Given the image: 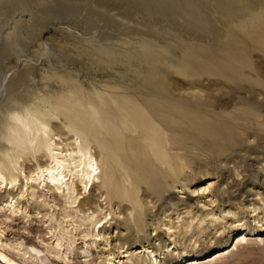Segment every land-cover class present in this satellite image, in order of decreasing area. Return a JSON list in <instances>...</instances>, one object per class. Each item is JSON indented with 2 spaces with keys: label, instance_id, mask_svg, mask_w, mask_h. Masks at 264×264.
Returning <instances> with one entry per match:
<instances>
[{
  "label": "rangeland",
  "instance_id": "obj_1",
  "mask_svg": "<svg viewBox=\"0 0 264 264\" xmlns=\"http://www.w3.org/2000/svg\"><path fill=\"white\" fill-rule=\"evenodd\" d=\"M0 2L1 116L11 107L13 97L38 101L52 93L55 97L63 96L71 88L75 93L78 91L71 98H80L85 104L92 101L99 106L103 98H129L155 124L167 151L173 157L180 156L177 160L184 164L189 180L211 172V181L220 184L216 192L220 201L236 203L250 228L264 224V0ZM229 32L228 38L222 37ZM12 35H18V45H8ZM80 100L74 104L85 111L87 106L83 108ZM41 107L45 112L50 110V106ZM54 120L58 122L55 133L60 131L64 136L65 117L59 115ZM142 134V130L141 134H129L138 142L140 151L147 150ZM93 150L102 158L101 178L106 182L110 160L101 157L96 144ZM139 163L137 155L124 153L119 160V167L121 164L125 167L118 171L121 180L125 181L123 173L130 172L132 176L141 173L142 169L136 166ZM187 183V187L180 188L182 193L173 192L176 189L168 186L172 192L159 198L143 182L138 185L139 192L134 188L140 202L135 207L126 206L116 197L111 199L104 188H95L94 201L102 203L107 213L111 212L109 217L113 216L110 228L104 231L107 238L111 237L109 240H114L112 245L106 238L98 242L99 247L93 245L96 264H105L101 247L115 250L117 239L129 234H132L129 252L139 256L134 260L140 264L144 257L137 254L140 249L137 241L142 240L146 245L169 244L171 238L164 228L172 223L179 228L170 252L163 251L161 259L166 264H187L177 259L176 249L181 253L190 251L191 257L199 259L233 243L229 248L232 250L234 236L241 229L238 222L231 219L216 228L210 220L198 223L200 215L203 217L207 210L202 211L205 206L202 210L196 208L195 202L204 204L208 197H191L196 185L192 180ZM173 185L181 186V183ZM184 201L194 203L192 213L181 210ZM255 205L258 210L253 216ZM35 206L36 203L32 205ZM138 212L140 220L134 221ZM177 212H182L180 218ZM55 213L59 219L61 211L57 209ZM197 213L200 214L196 222H192ZM5 214V211L1 213L0 222L6 229V239L20 241L26 247L31 244L41 247L38 238L47 230L40 217L26 222L23 217L13 215L6 220ZM102 217L104 214L99 219ZM99 227L97 224V231ZM218 229L220 232L216 234ZM250 233L238 250L217 257L212 255L209 263L203 260L198 264H264V231L260 235ZM83 247L86 248L80 239L70 264H87L82 261ZM3 251L18 262L33 264L6 246ZM45 262L50 264L49 260Z\"/></svg>",
  "mask_w": 264,
  "mask_h": 264
},
{
  "label": "bare ground",
  "instance_id": "obj_2",
  "mask_svg": "<svg viewBox=\"0 0 264 264\" xmlns=\"http://www.w3.org/2000/svg\"><path fill=\"white\" fill-rule=\"evenodd\" d=\"M223 35L222 37L228 38L230 32ZM17 36H10L8 45H18L19 37ZM234 37L236 38V36ZM238 39L241 40L240 37ZM230 69L231 67H229ZM234 70H232L233 75ZM67 90H70L69 93L67 92L63 96L58 94L55 97V93H52L44 97L42 95L38 101L13 97L10 101L11 107L6 109L3 116L0 115V216L5 211L6 220H10L13 215L16 218L23 217L26 222L40 217L43 221L42 225L45 227L43 228L47 230L43 237L38 238L41 247L34 244L26 247L20 241L6 239V229H3V223L0 222V258L3 260L0 263L23 264L3 251L6 246L18 255H22V259L31 260L33 264H43L45 260H49L50 264H62L60 261L70 264L73 249L78 246L81 239L86 246L82 249L84 254L82 261L87 264H96L92 253L93 245L99 247L98 242L104 238L109 244L112 242L110 244L112 245L114 240H109L111 237L107 238L106 231H104V229L110 228L113 216L109 217L111 212L108 214V210H105L106 208L102 206V203L94 201L93 190L104 188L111 199L116 197L126 206L132 204L135 207V204L140 202L134 188H137V192H139L140 187L138 185L143 182L148 184V188H146L149 191H152L159 198H163L166 192H172L168 186L176 189L173 192L182 193L180 188L187 187V182L192 180L196 186L193 188L194 195L191 197H208L204 204L201 201L195 202L197 204L195 207L197 206L202 210L205 206L202 211L207 210L206 213L203 212V217L200 215L198 223L203 224V222L210 220L216 228L218 224L228 223L231 219L238 222L237 226L241 229L234 236L236 241L232 250L229 248L233 243L225 249L213 252L212 255L215 257L238 250L239 245L244 240H248L252 231L254 235L262 234L264 224L250 228L245 222L244 212L238 211L239 207L236 203L230 200L223 202L219 200L216 192H218L220 184H214L211 181V172L203 173L189 180V175L184 170V164L177 160L180 156L173 157L167 151L163 145L161 133L133 100L129 98H103L98 106L92 101L85 104L80 98L72 99L71 94L74 93V97L78 91L75 93L73 88ZM163 96L165 97L164 94ZM39 100L41 101L40 104L36 105ZM77 100L81 101V106H87H83L85 111H81L75 106L74 102ZM42 105L50 106L49 112H45L41 107ZM59 115H63L66 119L67 130H64V136L60 131L55 133L58 122L54 119H57ZM141 130L144 131L141 138L147 141V150L144 151L138 150L136 145L138 142L129 136L131 132L141 134ZM93 144L101 149V157H107L110 160V176L106 182H103L101 178L102 158H99L96 151L93 150ZM124 153L137 155L140 163L136 166L142 171L141 173H134L135 176H132L130 172L125 175L123 173L122 177L125 181H122L118 176V171H120V167L121 169L125 168L122 164L119 167V160ZM34 160L35 163L31 164ZM137 174L140 176L137 177ZM206 181L210 183L204 185ZM176 183H181V186L173 185ZM179 198L185 197L179 196ZM34 203L37 206L32 207ZM111 204L109 203V206ZM86 205L89 207L86 208ZM181 205L183 206L181 210L187 209V213L193 212L194 203L184 201ZM215 208L217 209L215 210ZM253 208V216H256L258 207L255 205ZM57 209L61 211L59 219L55 217ZM249 209L247 211L251 212ZM44 210L47 212L43 213ZM8 211L11 214H8ZM181 213L177 212L178 218L181 217ZM102 214L104 217L99 219ZM199 214L197 213V216L193 214L192 222L196 220ZM5 219H3L4 223L6 222ZM133 219L134 221L140 220V212L136 213ZM101 223L103 224L101 225ZM97 224L100 226L98 231L96 230ZM91 225L92 230L90 229ZM165 225L164 230H168L167 233L171 238L169 244L165 246L159 245L160 243L146 245L142 240L137 241L136 246L140 248L137 254H143L144 257L140 264H166V261L161 259L163 251L167 249L170 252L173 243H175V235L179 226H175L174 223ZM10 226L6 225L8 228ZM218 232L220 229L216 231V234ZM131 236L132 234H129L117 239L115 244L117 250L112 249V247L108 248V246L101 247L103 251L101 256H105V264H139L134 260L135 257L139 256H134L133 253L129 252L132 249ZM173 237L175 238L172 240ZM126 246V250H123ZM172 250H175V247ZM116 251L120 256H116ZM175 252L177 259L185 261L187 264H198L204 261L209 263L212 260V255L199 259L191 257L192 252L190 251L181 253L176 249ZM126 258L128 260L125 261Z\"/></svg>",
  "mask_w": 264,
  "mask_h": 264
}]
</instances>
